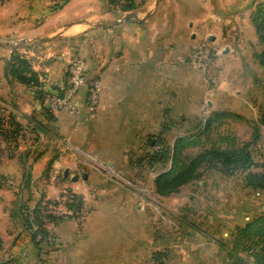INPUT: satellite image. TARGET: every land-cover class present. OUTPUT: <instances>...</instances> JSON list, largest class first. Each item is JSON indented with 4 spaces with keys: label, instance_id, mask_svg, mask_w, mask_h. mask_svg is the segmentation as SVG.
Here are the masks:
<instances>
[{
    "label": "crops",
    "instance_id": "obj_1",
    "mask_svg": "<svg viewBox=\"0 0 264 264\" xmlns=\"http://www.w3.org/2000/svg\"><path fill=\"white\" fill-rule=\"evenodd\" d=\"M244 1L250 4L252 0ZM101 3L68 0L57 11L51 9L52 0H9L0 4V40L28 41L15 52L0 49V107L6 111L0 136L8 138L0 145L7 149L0 155V174L11 177L2 186L22 187V173L30 172L36 179L50 162L52 171L59 167L63 171L69 169V176L58 187L48 181L37 183L48 198H56L61 190H66V199L71 197L70 193L81 199L79 211L69 210L66 205L58 225L48 226L57 246L50 253L53 263L48 264H225L228 240L232 238L229 227L248 222L259 210L258 206L246 209L244 212L250 216H242L243 213L238 221L227 218L221 213L222 202L207 195L206 180L198 187L193 182L170 196H158L154 179L164 170L156 171L143 161L131 164L129 158L147 152L141 147L145 140L163 138L166 123L183 120L182 124L189 126L193 120L202 124L212 115L226 112L247 120L248 117L236 112L242 90L237 79L238 72L243 70L242 57L230 56L237 19L242 33L244 6L238 0H159L153 10L146 6L144 18L136 14L137 19L111 24L119 20L103 16L101 19L109 21V26L98 22L103 25H87L89 28L84 30L85 25L73 24L55 39L34 40L57 36L59 30L76 20L97 24L99 18L94 17H98ZM126 14L129 13H123L122 17ZM248 25L254 28L252 23ZM72 26L80 30L69 32ZM199 36L202 41L209 38L208 42L222 51V57L233 62L228 69L233 79L228 83L238 84L234 92L224 86L214 90L202 83L206 91L197 98L194 96L196 84L191 71L195 68L188 63L187 53L196 46L184 47V53L177 55L176 44L183 47L186 40ZM238 43V46L243 43L246 49L255 48L256 58L262 51L255 47L257 35L256 42L250 45L246 38ZM72 52L85 59L87 79L99 82L98 107L93 114L87 111L85 89L76 97V114L66 110L50 113L42 106V93L59 90L67 83L65 67ZM13 53L30 64L37 74V86L22 84L10 75L7 68ZM256 58L255 63L261 67ZM155 73L166 78L181 77L166 84L165 92L173 97L169 107L163 106V91L153 83ZM149 85L154 92L147 95ZM248 86V91L258 87L252 80L250 90ZM186 88L190 90L188 94L183 93ZM231 93L235 94L234 100L225 102ZM260 103L243 102L250 109ZM179 137L183 135L175 138ZM50 142L56 143L54 150ZM31 156L35 160L28 166L26 158ZM94 160L106 167L94 164ZM80 163L84 170L73 171V166ZM84 173L86 179L82 178ZM74 175L79 176L76 181H72ZM225 184L217 182L220 187ZM185 187L188 190L184 195ZM254 196L257 197L254 203L264 209V192L257 191ZM153 203L175 220L178 225H174L175 229L167 226L166 231L158 230L148 215ZM82 209L86 211L81 213ZM174 211L179 212L174 215ZM12 235L15 240L7 245V253H23L24 260L29 255L36 256V250L21 238L22 234Z\"/></svg>",
    "mask_w": 264,
    "mask_h": 264
},
{
    "label": "rangeland",
    "instance_id": "obj_2",
    "mask_svg": "<svg viewBox=\"0 0 264 264\" xmlns=\"http://www.w3.org/2000/svg\"><path fill=\"white\" fill-rule=\"evenodd\" d=\"M9 0H0V4H5ZM68 1V0H67ZM66 0H52L51 9L52 11H57L62 8V6L67 2ZM102 2L101 4L104 5V9L99 5V10L96 13L99 18L96 22H103L105 25L109 26V21H105L103 16H107V18H115L118 20H121L123 17V11L124 7L127 5L126 1L124 0H117L115 3L109 5L104 0H99ZM159 0H144V1H136L134 5V9L129 11L128 13H135L140 15V18H144L145 14L144 11L146 9V6L150 7L151 10H153ZM242 3L244 8L242 9V14L245 16L242 18L245 19L244 22L241 20L242 24V33L239 32L238 29V19L236 28H234L232 38L234 45L232 44L233 50L230 53L231 59H236L239 54L242 57V67L243 70L240 69L239 77L237 79L242 83L240 87H242L241 90V97H240V104H238L236 112L239 114L245 115L247 120H244L243 118H238V116L233 115L231 113H225V117H216L212 115V118L210 117L207 120L209 121V127L206 128L204 125L206 123H197V121L191 120L189 122V126L186 124H182L183 120H177L175 124H164V137L163 138H153L145 140V142L142 143L144 150H147L146 153L134 154L131 155L129 158V163L131 164H140L142 161L145 162L146 165H150L151 167H154L156 171H162L167 170L171 167V156H172V148L174 146V143L176 140H174L175 137L183 135L184 137H187V145L183 146L180 151L179 155V162H177V165L179 167H182L195 157L198 153H201L203 151L209 150V149H217V150H223V151H231L236 150L238 148L244 147L247 144L250 145V155L253 160L254 165L248 168L247 171H234L231 174H225L222 172H219L214 169L208 170L207 168L203 167L201 168V174L197 181L201 182V184H197V181H194L195 186L198 187L199 185H202L203 181L208 182L207 187V195L211 197H216L218 200L217 202H222V211L221 213L227 215V218L233 217V219L237 220L240 218V216H250L249 212H244L246 209H255L257 206L259 210H255V214L248 222L244 224L238 223L236 226H230L228 230L232 231V238L228 240V252L226 253V257L228 259V262L225 264H264V245L261 243L262 240L260 238H254L253 240H244L243 242H240V246L237 245V248L235 250V236L238 233L239 229H243L247 223L254 222L258 218H264V209H261L263 207H259L260 205L254 203V199L257 197L254 196V193L257 192L256 190L251 189L246 184V177L248 174H263L264 173V126L262 122L259 120L264 117V69L259 67L255 63L254 54L257 53L255 48L246 49V46L240 44L239 46L242 47V49L238 48V41L242 40L244 42L245 38L248 40V45H250L253 41L256 42V35L254 28L252 26L247 27L248 23H252V18L258 17L264 20V0H252L249 4L248 1L244 0H238V4ZM234 10L230 11L233 12ZM237 9L234 11L236 12ZM245 13V14H244ZM251 14L250 18L249 15ZM238 15V13L236 14ZM248 15V16H247ZM238 17V16H237ZM253 19V20H254ZM240 20V19H239ZM259 21V20H258ZM78 20L74 21V23H68L67 26L63 27L61 30H59L57 33V37L62 35L64 32H66V29L68 27H71V25H84V24H76ZM73 25V26H74ZM72 26V31L74 32L80 29H74L76 27ZM84 30H87L89 27L85 25V27H82ZM81 28V29H82ZM200 34V33H199ZM264 34V32H263ZM243 36V38H242ZM246 36V37H245ZM190 39V38H189ZM207 38L206 40L202 41L200 39V36L196 38L195 40H186L185 46H181L180 44H176L177 46V52L176 54H182L184 53L183 49L187 46H196L194 49L190 50L187 53L188 63L192 66L191 63L190 54L193 53V51L197 50L198 48H202L204 50V54L206 58L209 61L208 63L202 62V65H205L208 70L206 76H202L201 71L194 67L191 71L192 75H194V82H195V88L194 96L196 98L203 92L206 91V87L204 85H208L211 89H216L220 86H224L229 89V92H234V90H237L238 84L235 86L230 85V82L228 83L229 79H233L232 73L229 76V66L233 63L230 62L222 57V51L219 50V48H214L213 45H211L208 42ZM239 39V40H238ZM221 42V41H220ZM258 51H264V42H260L258 40V43L255 46ZM246 49V50H245ZM183 50V51H182ZM73 51V50H72ZM242 52V53H241ZM71 55V61L76 58H81L79 56H76L74 52L70 53ZM257 59V58H256ZM25 60V59H24ZM85 60V59H84ZM27 62V60H26ZM70 63L66 65L65 69L69 67ZM208 64V65H207ZM30 65V64H29ZM244 71V72H243ZM67 72V71H66ZM247 73V76L246 74ZM164 74V73H163ZM243 74L245 75L244 77ZM160 73H155L154 78L155 80L153 83H157V85L160 86L163 92L162 93V104L164 107H169V105L172 103V96H169L165 90H166V84L170 83L172 81L181 80V77L179 78L172 76L171 78H166L165 75L160 76ZM242 75V76H241ZM152 77V76H151ZM251 80L253 82V85L258 87H251ZM227 81V82H226ZM163 83V87L161 83ZM203 83V84H202ZM246 84H249V90L252 88L251 91H248L246 88ZM154 87L149 85V88H147L146 94H153ZM184 94H188L190 90L188 88L185 89ZM256 93L258 95L257 99L255 98ZM42 95V94H41ZM234 93H231L230 96L226 97L225 102L234 100ZM179 98V96H177ZM261 102L258 107L253 106L252 109H250L248 106H245L243 102ZM257 107V108H256ZM259 122V123H257ZM184 126V127H183ZM3 130V129H1ZM258 131V133H257ZM2 134V133H1ZM258 134V135H257ZM258 136L257 142L251 143L253 141V137ZM154 137V136H153ZM176 139V138H175ZM4 141H8V138H2L0 136V145H3ZM13 145V141L11 142ZM55 142H50V146L53 149ZM149 144H152V148L149 147ZM11 146V145H10ZM14 146V145H13ZM158 147V148H157ZM157 148V149H156ZM7 151L6 147L1 148L0 147V155L1 152ZM166 150V155L163 156L161 153L160 157L156 159L153 157V154H156L161 151ZM147 155H151L150 157ZM56 158L58 155H55ZM35 157H27L26 163L28 166L32 165V159ZM55 158V157H54ZM35 160V159H34ZM69 162V161H67ZM94 164L106 167L105 164L94 160ZM51 162L47 165V167L44 169V171L39 175L38 178L34 179L32 177V173L26 172L23 174L22 184L23 186H15L12 187V184L10 186L3 187L2 185L6 184V181H8L10 175L0 174V200L2 202L0 203V264H48L53 263V260L50 256V253H52L55 250L56 244L55 236H53L52 232L49 231L48 226L51 225L52 227H55L58 225L59 221H52L48 220L49 217H55L59 218L60 214L65 210V205L68 204L71 200L70 198L64 197L66 190H61L60 193L56 198H48L46 195V192H44V189L41 188L37 183H42L45 181L53 183L55 186H59L62 182L63 177V169L59 167V169H55L52 171ZM73 171L81 172L84 170V165L82 163L78 165L73 166ZM109 170V169H108ZM148 171H152L151 168L148 169ZM154 171V170H153ZM163 172V171H162ZM161 172V173H162ZM109 173L113 175L112 171L109 170ZM149 173V172H148ZM19 174H17L16 177H18ZM117 175V174H116ZM11 178V177H10ZM29 179L34 181V184L30 183ZM123 179V178H121ZM3 181V182H2ZM218 181H225L228 186L220 187L218 186L220 182L217 185ZM4 183V184H3ZM193 183V182H191ZM229 187V190H228ZM187 187L183 188L182 191H185ZM188 190V189H187ZM228 190V191H226ZM249 190H252L253 192H250ZM226 191V192H225ZM246 192H249L246 194ZM264 192L263 191H258ZM186 194V191L184 192V195ZM69 196L74 195L73 193L68 194ZM7 200V201H6ZM67 200V201H66ZM149 217L152 219V222H154L158 226V230L166 229L167 226H172L174 229L176 226H178L175 223V220H171L168 218V216L163 212L162 207L158 204L153 203L151 206H149ZM35 209L40 212L39 216L42 217L41 222H46L45 229L48 233V237H43L40 234L36 237V242H39L37 246L31 241V235L32 232H35L37 229V224L34 222V212ZM86 210L82 209V212H85ZM165 211V210H164ZM170 211V210H169ZM171 212V211H170ZM179 211L172 212L174 215H177ZM181 214L185 215V213L180 212ZM84 214V213H83ZM180 214V215H181ZM234 214V216H233ZM188 215V214H187ZM27 220L31 222V228L27 225ZM238 221V220H237ZM172 222V223H170ZM175 223V224H174ZM176 225V226H174ZM169 227V228H170ZM161 228V229H160ZM179 228V227H178ZM264 229V228H263ZM178 230V229H177ZM159 231V232H160ZM179 231V230H178ZM227 234V230L225 231ZM22 234L23 237H21L23 240H26L29 242V244L32 245V247L36 250V256L29 255L27 260H24L23 253H7L6 247L7 245H10L13 240H15L14 235L12 234ZM20 238V239H21ZM43 239V241H42ZM49 255V256H48ZM232 255L233 257H230Z\"/></svg>",
    "mask_w": 264,
    "mask_h": 264
},
{
    "label": "trees",
    "instance_id": "obj_3",
    "mask_svg": "<svg viewBox=\"0 0 264 264\" xmlns=\"http://www.w3.org/2000/svg\"><path fill=\"white\" fill-rule=\"evenodd\" d=\"M67 1V0H66ZM107 4L111 5L117 0H104ZM127 5L124 7V12H129L134 9L136 1L144 0H124ZM252 25L255 28L257 38L260 42H264V20L256 17L252 18ZM254 19V20H253ZM259 20V21H258ZM258 63L261 67L264 68V51H261L258 55ZM8 71L10 75L15 77L20 83L25 85H38L37 74L31 69L30 65L26 60L21 59L16 53H13L10 63L8 64ZM216 117H225V113L215 114ZM209 121L206 120L204 125L206 128L209 127ZM261 122L264 126V117H262ZM1 125V120H0ZM258 133V131H257ZM258 135V134H257ZM251 143L257 142L258 136L253 137ZM187 137H179L176 139L174 146L172 148V158H171V167L162 173L158 174L154 179V190L158 196L166 197L176 193L182 186L189 184L191 182L197 181L200 174L201 168L205 167L208 170L214 169L225 174H231L234 171H247L248 168L254 165L253 160L250 155V145L247 144L244 147L238 148L231 151H223L217 149H209L198 153L193 157L188 164L179 167L177 162L180 155L181 148L187 145ZM167 156L166 150L153 154V157L158 159L161 155ZM246 184L253 190L263 191L264 190V173L263 174H248L246 177ZM67 205V206H66ZM65 206L69 210L79 211L81 208V199L75 195H71V200ZM40 212L35 209L34 212V222L37 224V229L35 232H32L31 241L37 246L39 242H36L37 235L43 237H48V233L45 229V223L41 222L42 217L39 216ZM48 220L56 221L61 220V217H49ZM27 225L31 228V222L27 220ZM264 218H258L254 222L247 223L243 229H239L238 233L235 236V250L237 245L240 246V242L244 240H253L254 238H260L262 244L264 245ZM43 241V239H42ZM157 256V255H156ZM230 257H233L230 255ZM238 264V263H234Z\"/></svg>",
    "mask_w": 264,
    "mask_h": 264
},
{
    "label": "built area",
    "instance_id": "obj_4",
    "mask_svg": "<svg viewBox=\"0 0 264 264\" xmlns=\"http://www.w3.org/2000/svg\"><path fill=\"white\" fill-rule=\"evenodd\" d=\"M191 63L201 71L202 76H206L208 68L201 64L209 61L202 48H198L190 54ZM207 64V65H208ZM81 89L86 90V107L89 114H93L99 101V82L88 80L86 77V62L82 58L73 59L67 70V83L56 91L44 92L41 95L43 108L50 113L66 110L71 114L78 112L76 97ZM6 118V111L0 107V120L3 124ZM158 148V147H157ZM156 148V149H157Z\"/></svg>",
    "mask_w": 264,
    "mask_h": 264
},
{
    "label": "water",
    "instance_id": "obj_5",
    "mask_svg": "<svg viewBox=\"0 0 264 264\" xmlns=\"http://www.w3.org/2000/svg\"><path fill=\"white\" fill-rule=\"evenodd\" d=\"M149 14H147L148 16ZM131 19H137V15L135 13H129L126 14L121 20L119 21H114L111 24H117L120 22H124V21H129ZM76 24H84V25H88L90 27H96L99 25H103L102 23H97V24H91L85 20H81L76 22ZM57 36H52V37H44V38H35L34 40L36 41H50L52 39H55ZM28 41L26 40H18V41H6V40H0V49H7L10 50L11 52H15L16 50H18L22 45L26 44ZM69 176V169H65L63 172V177L67 178ZM78 175H74L72 177V181H76L78 179ZM82 178L86 179L87 175L84 173L82 174Z\"/></svg>",
    "mask_w": 264,
    "mask_h": 264
}]
</instances>
